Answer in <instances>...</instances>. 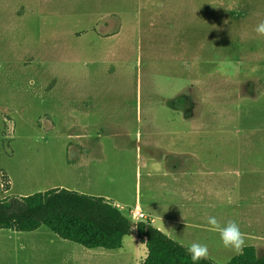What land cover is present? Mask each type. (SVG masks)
<instances>
[{
  "label": "rangeland",
  "instance_id": "obj_1",
  "mask_svg": "<svg viewBox=\"0 0 264 264\" xmlns=\"http://www.w3.org/2000/svg\"><path fill=\"white\" fill-rule=\"evenodd\" d=\"M174 1V26L155 28L137 24L156 10L141 0H0V200L81 181L94 193L130 188L126 198L140 184L145 197L140 163L157 138L148 111L170 128L180 117L171 107L185 106L196 115L185 129L196 128L205 139L193 141L210 153L202 161L227 170L190 177L182 245L207 244L218 264L237 256L208 230L212 215L237 221L263 254L264 36L255 27L264 0ZM90 149L102 161L80 179L76 158ZM141 242L126 239L110 264H142Z\"/></svg>",
  "mask_w": 264,
  "mask_h": 264
},
{
  "label": "crops",
  "instance_id": "obj_2",
  "mask_svg": "<svg viewBox=\"0 0 264 264\" xmlns=\"http://www.w3.org/2000/svg\"><path fill=\"white\" fill-rule=\"evenodd\" d=\"M175 3L174 0H141L142 6H155L156 10L152 11L150 9L143 13L141 12V19L137 18V24L153 26L155 28L174 26L171 12L176 9L173 5ZM151 108L148 111L149 117L147 119L153 125L154 129L152 133L157 138L153 144L154 149L147 154L145 159H140L142 160L140 165L145 171L146 177L145 197L142 198V193L139 194L142 187L140 184H137L135 188L136 197L129 198L119 196L120 192L128 195L131 191L130 188L122 185L117 192H113L109 187L100 190L99 193H94L88 186V183L86 184V182L81 181L78 189L69 190H76V192L89 196L103 197L111 203L115 199L117 200V198H122L125 206L129 208L128 213L131 210L143 213L147 218L146 221H150L168 237L182 245L180 236L184 232V229L190 227V177L201 173V177L208 179L212 177L221 178L225 175L222 172L227 169L224 166L222 170L217 168V172H215V170L211 169V164L208 163L207 166L202 161L203 155L209 153V151L206 152L205 147L201 145L197 146L199 144L197 141H203L205 138L200 136L196 128L191 127L189 131L185 129L190 120L192 121L196 117V115H190V112L186 113L187 107H180L178 105L171 107L175 111H180V117L168 118L164 126L173 124L170 128H164L158 123V119H156L157 111ZM176 124L181 127L183 125V129H178V127L176 129L172 128ZM194 135L199 136L197 141H193ZM241 151L243 152V150ZM93 154V151L90 149L89 152L85 151L77 156L75 164L79 168L77 173L80 179L84 177L91 179L93 174L91 168H95L96 163L102 161L95 160ZM190 160H194V166L191 169ZM93 164L95 165L93 166ZM140 175H142V171ZM165 192L171 195L170 199L165 198ZM114 206L122 208L119 209L121 211L124 208L126 209V207L118 203H115ZM154 216L156 220L153 218ZM161 218L165 228L171 230L170 232L166 233L162 229ZM2 233L5 234L2 235ZM1 237L6 240V242H0L1 264H67L68 259L73 264H110V262H114L116 253L125 250L126 239L132 237L134 244L137 241L140 242L137 233L134 232L131 236L124 238L123 247L118 251L89 250L82 246H71L67 241L59 238L52 232H48L43 227L31 233L1 230ZM141 244L145 245L142 242ZM146 258L147 254L145 255ZM145 259L142 264H144ZM118 262L120 261L118 260Z\"/></svg>",
  "mask_w": 264,
  "mask_h": 264
},
{
  "label": "trees",
  "instance_id": "obj_3",
  "mask_svg": "<svg viewBox=\"0 0 264 264\" xmlns=\"http://www.w3.org/2000/svg\"><path fill=\"white\" fill-rule=\"evenodd\" d=\"M46 227L59 238L86 249L118 251L134 232L147 248L144 264H218L193 262L187 247L174 241L150 221L137 224L103 197L65 188L0 200V231L31 233ZM226 264H264V253L247 246Z\"/></svg>",
  "mask_w": 264,
  "mask_h": 264
},
{
  "label": "clouds",
  "instance_id": "obj_4",
  "mask_svg": "<svg viewBox=\"0 0 264 264\" xmlns=\"http://www.w3.org/2000/svg\"><path fill=\"white\" fill-rule=\"evenodd\" d=\"M255 33L264 36V22L259 23L255 27ZM208 230L219 234L220 240L224 248L231 250L235 255H243L246 244L247 235L241 231L240 224L235 220H227L222 222L216 216L209 215L206 217ZM139 221L134 222V224ZM162 229L167 233L171 230L165 228L161 218ZM187 252L193 262L205 260L209 258V247L207 244L200 242H191L187 246Z\"/></svg>",
  "mask_w": 264,
  "mask_h": 264
},
{
  "label": "built area",
  "instance_id": "obj_5",
  "mask_svg": "<svg viewBox=\"0 0 264 264\" xmlns=\"http://www.w3.org/2000/svg\"><path fill=\"white\" fill-rule=\"evenodd\" d=\"M118 209H122L120 208L119 206H117ZM129 218L133 221V222H136V221H146V216L143 214V213H140L139 211H130L129 212Z\"/></svg>",
  "mask_w": 264,
  "mask_h": 264
}]
</instances>
